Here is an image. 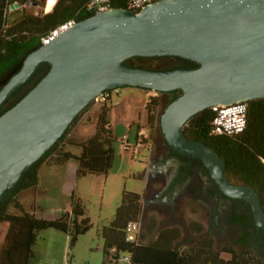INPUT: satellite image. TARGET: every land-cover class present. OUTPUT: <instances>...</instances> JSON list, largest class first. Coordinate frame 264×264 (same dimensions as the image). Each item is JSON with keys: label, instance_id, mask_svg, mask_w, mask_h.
<instances>
[{"label": "water", "instance_id": "1", "mask_svg": "<svg viewBox=\"0 0 264 264\" xmlns=\"http://www.w3.org/2000/svg\"><path fill=\"white\" fill-rule=\"evenodd\" d=\"M52 6L48 1L46 11ZM9 21L39 8H17ZM134 56H179L197 68L130 66ZM43 62L47 74L0 115V199L67 132L103 92L135 86L182 93L160 116L171 150L198 158L221 193L245 200L264 230V208L254 187L231 180L226 163L208 144L187 138L184 127L216 104L264 98V0H157L140 12L108 8L77 21L29 53L0 88V106Z\"/></svg>", "mask_w": 264, "mask_h": 264}, {"label": "trees", "instance_id": "2", "mask_svg": "<svg viewBox=\"0 0 264 264\" xmlns=\"http://www.w3.org/2000/svg\"><path fill=\"white\" fill-rule=\"evenodd\" d=\"M48 1L40 13L24 12L10 22L9 7L12 4L24 5L27 0H0V88L21 68L25 57L43 45L42 38L51 30L69 19L80 21L96 13L86 9L90 0H52L51 9L46 11ZM108 7L127 8V0H110ZM157 58H171L177 62L165 69H194L199 66L197 62L179 56H134L125 64L152 68V61ZM50 66L49 62H43L34 75L0 106V115L23 98L47 74ZM181 93L180 89L175 90L170 101ZM161 94L155 92L145 106L151 131L160 123L157 114ZM109 98L110 95L101 102L92 136L81 140L74 137L65 139V133L25 169L19 183L0 199V264H29L42 230L53 228L63 231L71 237V245H74L80 235L92 228V220L81 197L73 198L69 209L57 217L46 218L38 214L34 206L27 208L19 199V192L38 186L43 166H62L71 159L78 161L77 177L103 175L110 171L116 137L108 117ZM247 104V125L238 134L213 133L215 113L211 108L194 114L184 132L187 138L202 141L217 151L225 160L227 177L254 187L264 208V98L247 101ZM76 147L80 149L79 154L72 150ZM173 154L186 158L174 151ZM218 190L215 185L210 192L214 194ZM145 192L141 195L124 190L113 219L98 229V237L104 242V264H118L124 256L129 258L124 264H264L262 248L244 252H237L231 247L218 250L213 237L197 223H192V231L199 238L189 247L180 243L179 227L157 231L155 219L143 224ZM232 201L237 202L235 199ZM230 220L243 228L241 242L245 243L250 236H254L257 241H262L261 245L264 244V231H257L248 203L242 209L231 207ZM135 221L141 223V230L135 241H127V225Z\"/></svg>", "mask_w": 264, "mask_h": 264}, {"label": "rangeland", "instance_id": "3", "mask_svg": "<svg viewBox=\"0 0 264 264\" xmlns=\"http://www.w3.org/2000/svg\"><path fill=\"white\" fill-rule=\"evenodd\" d=\"M175 64L174 59L157 58L152 61V68L165 69ZM154 94L153 90L135 86L111 90L107 100L108 117L116 140L113 166L107 174L77 177L78 161L71 159L62 166H43L38 186L19 192V199L27 208L34 206L46 218L57 217L70 207L73 198L81 197L93 223L74 245L63 231L42 230L29 264H104V242L98 237V229L113 219L124 190L141 195L146 190L143 224L155 219L157 231L179 227L180 243L184 247L198 240V234L192 231V223H197L213 237L218 250L225 247L237 252L261 249L253 236L241 242L243 228L230 220L231 207L241 205L211 194L214 185L203 170H182L183 162L171 153L160 123L150 130L145 106ZM170 99V95L161 94L159 120ZM100 106L101 103L94 101L84 110L69 127L65 139L92 136ZM72 150L76 154L80 152L77 147Z\"/></svg>", "mask_w": 264, "mask_h": 264}, {"label": "built area", "instance_id": "4", "mask_svg": "<svg viewBox=\"0 0 264 264\" xmlns=\"http://www.w3.org/2000/svg\"><path fill=\"white\" fill-rule=\"evenodd\" d=\"M157 0H127V8L132 9L136 12H140L144 7L152 4ZM110 0H90L86 5V9L88 11H102L108 9V4ZM17 8H39L43 9L46 5V0H27L24 5L15 4ZM12 9L9 7L8 13H10ZM77 21L72 18L67 20L66 22L60 24L53 30H51L46 36L42 38V44H47L53 38L57 37L62 31L69 29L73 26ZM106 92L101 93L95 101L101 103L109 96ZM214 113L215 117L212 121L213 133L221 134H238L242 132L247 125V109L248 104L247 101H239L231 104H216L210 107ZM127 147V146H126ZM141 230L140 222H130L127 225V241H135L138 237V234ZM121 261L128 262L129 258L124 256L121 258Z\"/></svg>", "mask_w": 264, "mask_h": 264}, {"label": "flooded vegetation", "instance_id": "5", "mask_svg": "<svg viewBox=\"0 0 264 264\" xmlns=\"http://www.w3.org/2000/svg\"><path fill=\"white\" fill-rule=\"evenodd\" d=\"M174 66V65H173ZM172 67V66H171ZM165 68H169V67H165ZM174 91H170V92H167L165 94H168L171 96V98L174 96ZM109 95L111 94V91H108L107 92ZM78 119V118H77ZM68 131V130H67ZM164 135V134H163ZM169 147V146H168ZM170 149V147H169ZM171 153L173 154V150H171ZM174 155V154H173ZM176 156V155H175ZM183 156V155H182ZM178 157L182 162V170L183 171H192L193 169L197 170L198 172H201L202 170L204 171V173H206L208 176H209V173H208V170L206 169V167L204 166V164L196 157H193V156H185L186 158H181L179 156H176ZM185 172H183L184 174ZM210 178V176H209ZM210 181L212 182V184L215 186L214 182L211 180L210 178ZM219 189V188H218ZM217 195H219L221 198H225V199H229V200H232L231 198H228L227 196H224L223 193H221L220 189L218 190V192H216ZM240 205L241 207L239 209H242V207H244L247 202L245 200H242V199H235ZM238 208V207H237ZM253 216V215H252ZM254 219V218H253ZM254 225L257 229V231H261L263 230L262 228H258L257 225L255 224V221H254ZM264 231V230H263ZM254 238V236H253ZM254 240L257 242V245L260 246L263 250H264V244H262V241H257L255 238Z\"/></svg>", "mask_w": 264, "mask_h": 264}, {"label": "crops", "instance_id": "6", "mask_svg": "<svg viewBox=\"0 0 264 264\" xmlns=\"http://www.w3.org/2000/svg\"><path fill=\"white\" fill-rule=\"evenodd\" d=\"M53 167H54V166H48L47 168H53ZM46 170H47V169H46ZM68 209H69V208H68ZM68 209H67V210H68ZM65 211H66V210H65Z\"/></svg>", "mask_w": 264, "mask_h": 264}]
</instances>
